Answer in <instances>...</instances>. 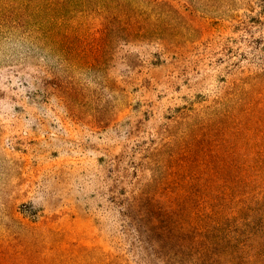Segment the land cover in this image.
Here are the masks:
<instances>
[{
    "label": "rangeland",
    "instance_id": "obj_1",
    "mask_svg": "<svg viewBox=\"0 0 264 264\" xmlns=\"http://www.w3.org/2000/svg\"><path fill=\"white\" fill-rule=\"evenodd\" d=\"M263 69L264 0H0V264H140L122 200Z\"/></svg>",
    "mask_w": 264,
    "mask_h": 264
},
{
    "label": "trees",
    "instance_id": "obj_2",
    "mask_svg": "<svg viewBox=\"0 0 264 264\" xmlns=\"http://www.w3.org/2000/svg\"><path fill=\"white\" fill-rule=\"evenodd\" d=\"M192 112L168 147L171 190L125 196L122 234L140 264H250L262 229L250 213L264 200V69L240 79L232 100Z\"/></svg>",
    "mask_w": 264,
    "mask_h": 264
}]
</instances>
